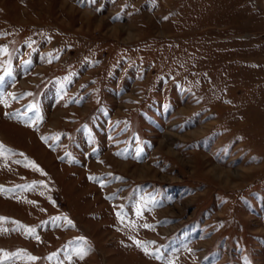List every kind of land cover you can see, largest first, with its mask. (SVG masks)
Instances as JSON below:
<instances>
[{
    "label": "rangeland",
    "instance_id": "rangeland-1",
    "mask_svg": "<svg viewBox=\"0 0 264 264\" xmlns=\"http://www.w3.org/2000/svg\"><path fill=\"white\" fill-rule=\"evenodd\" d=\"M0 146V264H264V0H0Z\"/></svg>",
    "mask_w": 264,
    "mask_h": 264
},
{
    "label": "snow or ice",
    "instance_id": "snow-or-ice-1",
    "mask_svg": "<svg viewBox=\"0 0 264 264\" xmlns=\"http://www.w3.org/2000/svg\"><path fill=\"white\" fill-rule=\"evenodd\" d=\"M0 147H2V146H0ZM68 224H71V221H68ZM37 239H38V237H37ZM137 244H138V246H139L140 242H137ZM145 251H146V249H145ZM31 259H35V258L32 257Z\"/></svg>",
    "mask_w": 264,
    "mask_h": 264
}]
</instances>
